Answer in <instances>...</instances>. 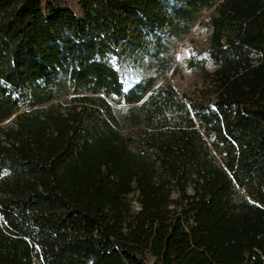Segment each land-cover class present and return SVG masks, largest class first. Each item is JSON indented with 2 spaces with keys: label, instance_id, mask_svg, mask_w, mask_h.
I'll return each instance as SVG.
<instances>
[{
  "label": "trees",
  "instance_id": "obj_1",
  "mask_svg": "<svg viewBox=\"0 0 264 264\" xmlns=\"http://www.w3.org/2000/svg\"><path fill=\"white\" fill-rule=\"evenodd\" d=\"M212 8L180 94L175 43ZM147 252L264 264V0H0V264Z\"/></svg>",
  "mask_w": 264,
  "mask_h": 264
},
{
  "label": "rangeland",
  "instance_id": "obj_2",
  "mask_svg": "<svg viewBox=\"0 0 264 264\" xmlns=\"http://www.w3.org/2000/svg\"><path fill=\"white\" fill-rule=\"evenodd\" d=\"M68 1L74 6L77 5V0ZM213 11L212 8L204 12L190 34L175 43L176 61L167 79L173 83L180 94L195 95L200 88L205 86L207 72L213 69V64L207 54L211 31L208 18ZM115 105L117 108L126 107L117 103ZM135 207L138 208L137 202H135ZM145 255L147 261L153 264L154 256L148 252Z\"/></svg>",
  "mask_w": 264,
  "mask_h": 264
}]
</instances>
